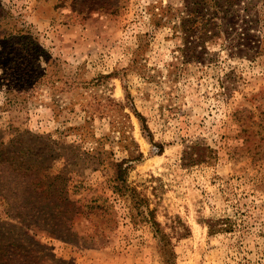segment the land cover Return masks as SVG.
I'll return each mask as SVG.
<instances>
[{
    "label": "rangeland",
    "instance_id": "obj_1",
    "mask_svg": "<svg viewBox=\"0 0 264 264\" xmlns=\"http://www.w3.org/2000/svg\"><path fill=\"white\" fill-rule=\"evenodd\" d=\"M192 1L0 0L8 237L74 264H166L110 185L122 161L176 264H264V0H235L217 31Z\"/></svg>",
    "mask_w": 264,
    "mask_h": 264
},
{
    "label": "trees",
    "instance_id": "obj_2",
    "mask_svg": "<svg viewBox=\"0 0 264 264\" xmlns=\"http://www.w3.org/2000/svg\"><path fill=\"white\" fill-rule=\"evenodd\" d=\"M192 3L195 5L194 12L198 13L200 18L206 17L205 21L202 23L206 31H217V29H219V14L223 11L224 13H230L229 8H232L235 0H193ZM247 10L248 12L251 11L249 7H247ZM213 36H215V33L212 35L205 33V36L202 37V43H205L207 39ZM250 37L253 36H247V38ZM196 146L200 147L199 149L201 151L204 149H208L210 152L214 151L209 146H207V148H202L200 145ZM193 148H196L195 145ZM205 159V156H203L201 152H197L195 156H191V160L196 162H201ZM113 164L115 165V171L112 178H110L112 182L110 185L113 191L119 195H126L131 200L133 216L135 217L137 213H140L142 218L149 222L155 234L159 236V249L164 256L166 264H176L174 262L175 254L171 246V240L155 217V210L147 207V211L144 212L141 209L142 206L147 205V197L143 196L136 187L129 185L124 175L126 167H123L122 161H115ZM62 199L65 200L66 198L63 197ZM96 206L101 209L104 208V211L107 209L102 203H98ZM36 215L37 218H40L42 214L38 212ZM214 225L215 224L209 222L211 233L221 229H228L226 228L228 226L217 227ZM45 229L57 233L53 228L48 227ZM7 234H9V231H7L6 227L0 228V264H74L72 261L57 256L52 252L50 247L43 245L40 241H35L33 234L23 231L22 234L26 239L22 241H19V238H14L13 236H10V238ZM39 244L41 248H37Z\"/></svg>",
    "mask_w": 264,
    "mask_h": 264
}]
</instances>
